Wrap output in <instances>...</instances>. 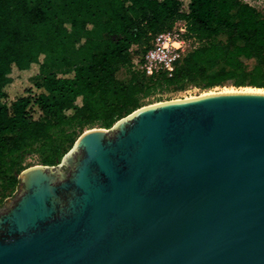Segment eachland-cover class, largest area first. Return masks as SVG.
Returning a JSON list of instances; mask_svg holds the SVG:
<instances>
[{
	"label": "water",
	"instance_id": "water-1",
	"mask_svg": "<svg viewBox=\"0 0 264 264\" xmlns=\"http://www.w3.org/2000/svg\"><path fill=\"white\" fill-rule=\"evenodd\" d=\"M18 179L0 264H264V93L141 106Z\"/></svg>",
	"mask_w": 264,
	"mask_h": 264
},
{
	"label": "trees",
	"instance_id": "trees-1",
	"mask_svg": "<svg viewBox=\"0 0 264 264\" xmlns=\"http://www.w3.org/2000/svg\"><path fill=\"white\" fill-rule=\"evenodd\" d=\"M96 1L0 0L3 191L18 186L28 156L57 165L85 130L110 128L157 90L228 81L264 88V14L254 6L242 0H103L106 14L97 28L83 17ZM179 20L199 45L173 77L133 70V55ZM80 56L86 62L74 66ZM58 58L61 68L50 71Z\"/></svg>",
	"mask_w": 264,
	"mask_h": 264
},
{
	"label": "built area",
	"instance_id": "built-area-1",
	"mask_svg": "<svg viewBox=\"0 0 264 264\" xmlns=\"http://www.w3.org/2000/svg\"><path fill=\"white\" fill-rule=\"evenodd\" d=\"M242 1L250 4L248 0ZM198 45L199 41L188 32L186 23L179 20L170 28L153 34L149 47L133 55L131 68L146 77L154 78L163 74L172 78L183 57Z\"/></svg>",
	"mask_w": 264,
	"mask_h": 264
},
{
	"label": "rangeland",
	"instance_id": "rangeland-1",
	"mask_svg": "<svg viewBox=\"0 0 264 264\" xmlns=\"http://www.w3.org/2000/svg\"><path fill=\"white\" fill-rule=\"evenodd\" d=\"M97 1H100L97 3ZM96 4L93 8H91V12L84 14L83 17L87 18V20L91 21L93 20L96 24L97 28L103 27L102 21L103 16L106 14V4L103 2V0H97ZM102 1V2H101ZM250 4H252L256 9H258L260 12L264 14V0H248ZM101 17V18H99ZM101 21V22H100ZM70 41V40H69ZM58 61L55 65H50V71H56L57 69L61 68L60 66V59L58 58ZM83 62H86V59L82 60L81 56L78 58H74L73 65H78ZM118 76L120 78H125L127 76V71L121 70L118 73ZM244 87H251V86H244ZM243 86H234L230 81L225 82L221 85L209 87V88H202L195 85H170L166 88H163L161 90H157L155 93L151 94L147 98H145L142 101L143 106L158 103V102H164L168 100H176V99H183V98H191L198 95H201L203 93H219L224 88H233V89H242ZM257 88V87H253ZM264 89V88H260ZM26 164L29 165V167L34 165H39L37 161L36 156H28L26 159ZM17 192V187L12 192L3 191L0 188V207L3 206L4 202L7 199H10L14 196V194Z\"/></svg>",
	"mask_w": 264,
	"mask_h": 264
},
{
	"label": "bare ground",
	"instance_id": "bare-ground-1",
	"mask_svg": "<svg viewBox=\"0 0 264 264\" xmlns=\"http://www.w3.org/2000/svg\"><path fill=\"white\" fill-rule=\"evenodd\" d=\"M227 92H256V93H264V89L253 88V87H244L242 89L224 88L219 93H227ZM208 94H214V92L203 93V94L198 95V96H203V95H208ZM195 97H197V96H195ZM191 98H194V97H191ZM184 99H189V98H184ZM177 100H179V99H177Z\"/></svg>",
	"mask_w": 264,
	"mask_h": 264
}]
</instances>
